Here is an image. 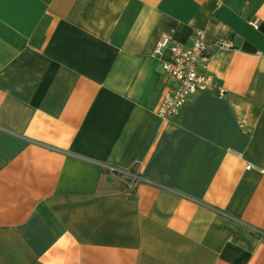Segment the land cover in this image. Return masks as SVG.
Segmentation results:
<instances>
[{"label": "crops", "instance_id": "1", "mask_svg": "<svg viewBox=\"0 0 264 264\" xmlns=\"http://www.w3.org/2000/svg\"><path fill=\"white\" fill-rule=\"evenodd\" d=\"M0 264H264V0H0Z\"/></svg>", "mask_w": 264, "mask_h": 264}, {"label": "built area", "instance_id": "2", "mask_svg": "<svg viewBox=\"0 0 264 264\" xmlns=\"http://www.w3.org/2000/svg\"><path fill=\"white\" fill-rule=\"evenodd\" d=\"M220 46L229 47L228 41H220ZM168 50L169 56L162 60L163 73L174 81L168 84L162 93L161 102L157 108V114L162 118H169L178 113L180 108L189 101L192 94L214 87V75L208 70L209 45L206 42V32L196 29L192 35L191 45L175 41L170 34H163L155 47L154 54L160 56ZM224 93L223 89L219 90ZM241 156L240 153L234 152ZM253 165L248 164L247 168ZM132 181L141 178L138 173L123 171ZM134 182L131 183V186Z\"/></svg>", "mask_w": 264, "mask_h": 264}, {"label": "trees", "instance_id": "3", "mask_svg": "<svg viewBox=\"0 0 264 264\" xmlns=\"http://www.w3.org/2000/svg\"><path fill=\"white\" fill-rule=\"evenodd\" d=\"M130 172H134L133 170H129ZM120 175H124L125 173L122 171V172H118ZM135 173V172H134ZM118 174V175H119Z\"/></svg>", "mask_w": 264, "mask_h": 264}]
</instances>
